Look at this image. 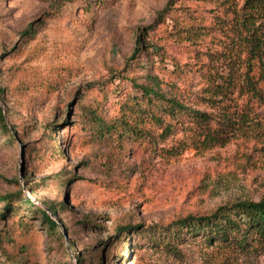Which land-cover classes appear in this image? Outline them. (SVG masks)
Instances as JSON below:
<instances>
[{
	"label": "rangeland",
	"instance_id": "374dc122",
	"mask_svg": "<svg viewBox=\"0 0 264 264\" xmlns=\"http://www.w3.org/2000/svg\"><path fill=\"white\" fill-rule=\"evenodd\" d=\"M168 1L0 0V108L15 137L0 132V196H17L12 219L0 217V236L12 253L25 250L26 264H264V253L201 236L173 241L166 228L264 199V120L225 132L221 142L187 130L154 146L117 131L101 139L81 110L92 107L120 131L124 116L134 119L137 86L152 76L201 95L197 70L214 39L193 45L176 32L202 25L214 33L216 3L177 0L155 22ZM32 21L38 32L23 37ZM142 28L148 52L134 53ZM18 195L43 209L47 199L65 203L64 237ZM128 225L137 229L121 239Z\"/></svg>",
	"mask_w": 264,
	"mask_h": 264
},
{
	"label": "trees",
	"instance_id": "16d2710c",
	"mask_svg": "<svg viewBox=\"0 0 264 264\" xmlns=\"http://www.w3.org/2000/svg\"><path fill=\"white\" fill-rule=\"evenodd\" d=\"M176 1L169 0L164 9L158 12L155 22L169 13ZM214 1V33L202 25L182 26L176 32L179 39L193 45H199L207 37L214 39V49L207 52V62H202L197 70L204 79L201 95L192 93L188 88H181L176 83H167V87H163L161 81L152 76L148 83L137 86L140 95L132 97L134 102L131 106L134 119L129 120L124 116L121 121L125 127L120 131L118 124H109L97 116L92 107L81 103L82 97L78 101L81 103V110L89 112L86 116L90 124L97 128L99 138H104L105 130L117 131L123 139L132 137L141 142L145 139L152 140L156 146L159 140L167 139L180 131L191 130L199 137L204 136L206 141L221 142L225 132L258 123L256 119L264 120V114L261 113V109L264 110V0ZM144 30L142 28L138 34V46L134 53L148 52L146 47L149 44L144 41ZM37 32L36 21H32L23 30L22 36L32 38ZM191 71H194L193 68ZM0 132L7 135L8 141H14L13 131L8 126L2 108ZM16 198L17 196L12 195L0 196V202L4 203L0 212L3 221L6 222L15 215L16 208L14 210L13 206ZM18 198L22 199V205L27 206L28 211L41 215L50 233H60L59 236L64 237L62 227L65 228V221L62 213L67 209L65 203L50 202L47 199L46 208L43 209L34 206L21 195ZM19 217L18 226L26 228V217L22 212ZM87 219L85 217L82 223H87ZM166 228L173 241L187 236H201L208 243L263 254L264 199L223 205L207 215H189ZM133 229L137 228L125 226L120 231V238ZM107 245L108 242L104 244V248ZM70 247L74 245L70 243ZM11 250L13 248L7 250L0 236V264H26L25 253H22L25 250L20 249L18 254ZM95 257L100 263L103 262L105 256L102 249L95 253Z\"/></svg>",
	"mask_w": 264,
	"mask_h": 264
}]
</instances>
